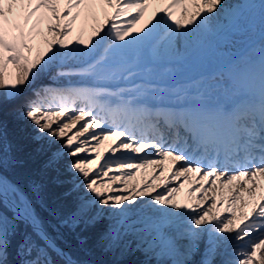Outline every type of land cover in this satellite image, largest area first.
Returning <instances> with one entry per match:
<instances>
[{
	"label": "snow or ice",
	"instance_id": "1",
	"mask_svg": "<svg viewBox=\"0 0 264 264\" xmlns=\"http://www.w3.org/2000/svg\"><path fill=\"white\" fill-rule=\"evenodd\" d=\"M6 109L0 264H264V0H0Z\"/></svg>",
	"mask_w": 264,
	"mask_h": 264
},
{
	"label": "trees",
	"instance_id": "2",
	"mask_svg": "<svg viewBox=\"0 0 264 264\" xmlns=\"http://www.w3.org/2000/svg\"><path fill=\"white\" fill-rule=\"evenodd\" d=\"M0 120L7 125L10 138L14 136L17 129V122L15 121L12 113L6 109L2 114H0ZM35 167L36 165L29 162L23 168L17 169L13 178L17 179L22 184H26L28 178L33 174ZM57 195L58 192L56 189H49L47 198L50 206L61 208L62 211L67 212L68 206L58 200ZM37 211L45 219H51L47 212L39 206H37ZM52 223L54 224L56 221L53 220ZM103 227L104 225H99L97 228H89L86 230L81 227L76 229L75 232L67 228H63L60 230L62 233V239L58 240V243L66 251L70 252L74 259L88 261L91 262V264H110L111 256L103 253L97 247L98 236L100 231L103 230ZM80 239H84L86 243L81 245ZM142 259L143 257L139 253L127 257L129 264H138V262Z\"/></svg>",
	"mask_w": 264,
	"mask_h": 264
},
{
	"label": "rangeland",
	"instance_id": "3",
	"mask_svg": "<svg viewBox=\"0 0 264 264\" xmlns=\"http://www.w3.org/2000/svg\"><path fill=\"white\" fill-rule=\"evenodd\" d=\"M185 187H187V186H185ZM184 196H185V193L184 192H181L180 194H179V198L180 199H183L184 198ZM111 256V255H110ZM113 259V257L111 256L110 257V261Z\"/></svg>",
	"mask_w": 264,
	"mask_h": 264
}]
</instances>
